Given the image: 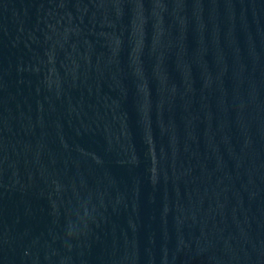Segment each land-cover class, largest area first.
I'll list each match as a JSON object with an SVG mask.
<instances>
[{"label":"water","instance_id":"95a60500","mask_svg":"<svg viewBox=\"0 0 264 264\" xmlns=\"http://www.w3.org/2000/svg\"><path fill=\"white\" fill-rule=\"evenodd\" d=\"M0 264H264V0H0Z\"/></svg>","mask_w":264,"mask_h":264}]
</instances>
